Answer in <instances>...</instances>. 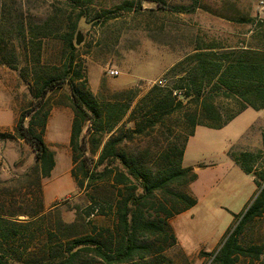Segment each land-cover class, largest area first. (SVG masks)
I'll use <instances>...</instances> for the list:
<instances>
[{
	"label": "rangeland",
	"instance_id": "374dc122",
	"mask_svg": "<svg viewBox=\"0 0 264 264\" xmlns=\"http://www.w3.org/2000/svg\"><path fill=\"white\" fill-rule=\"evenodd\" d=\"M49 23L53 27L43 31ZM74 26L76 63L82 67L92 93L103 102L114 94L133 90L137 95L134 108L154 86L175 87L185 69L174 72V67L198 47L264 50V0H0L1 133L14 134L21 113L30 108L34 72L49 73L55 66L62 67L67 56L63 38ZM23 30L28 32L25 37ZM32 30L35 34L31 35ZM43 32L53 33L44 38ZM79 34L83 43L78 46ZM108 69L118 71L119 75L109 76ZM174 92L182 99V91ZM48 100L50 117L44 137L55 153L56 167L41 182L43 202L50 214L49 221L53 223L59 218L70 224L80 211L85 215L84 208L89 204L88 193L78 189L71 175L74 110L70 86H62ZM183 116L184 110L178 111L147 129L143 136L127 137L125 148L141 158H149L168 139L183 133ZM128 119L129 115L121 134L131 136L129 129L135 125ZM263 132L264 111L248 109L224 128L201 127L190 138L184 166L193 167L198 175V180L188 188L198 204L179 216L174 228L175 218L171 222L175 234L190 251L183 249L177 237L178 245L165 254L173 264L212 263V257L200 253L218 251L223 239L214 250L202 249L197 254L192 251L200 244L211 248L232 225L233 214L246 210L257 194L254 177L236 166L229 153L259 154L257 167L261 169ZM86 134L87 131L83 134L87 163L98 167L103 143L95 147ZM35 167V153L25 141L16 138L0 142V212L36 209L39 185ZM96 192L91 194L99 198L107 193L102 194V186ZM92 220L100 226L105 223L102 217ZM242 242L260 246L263 254L259 260L242 259L239 264H264V217L246 228Z\"/></svg>",
	"mask_w": 264,
	"mask_h": 264
},
{
	"label": "trees",
	"instance_id": "16d2710c",
	"mask_svg": "<svg viewBox=\"0 0 264 264\" xmlns=\"http://www.w3.org/2000/svg\"><path fill=\"white\" fill-rule=\"evenodd\" d=\"M48 27L53 24L43 31L51 29ZM75 30L76 26L64 35L67 56L62 67L55 66L49 73L34 72L33 100L21 113L14 134L0 132V142L19 138L32 148L39 185L35 210L0 212V264H173L165 255L178 245L171 222L198 204L188 189L198 175L193 167L184 166L188 142L197 127L219 130L248 109L264 111V50L198 47L174 67V72L185 69L175 87L154 86L133 108L137 97L133 90L103 102L92 93L76 63ZM26 33L23 30V37ZM49 33L41 35L45 38L53 32ZM66 84L74 110L71 175L89 198L85 215L76 211V221L70 224L59 218L49 221L41 188L42 180L56 167L55 153L44 137L50 117L48 99ZM174 90L183 92L182 99L179 94L174 96ZM183 110V133L168 139L149 158L125 148L127 137L143 136L147 129ZM128 115L135 125L129 129L131 136L121 134ZM85 131L95 147L103 143L98 161L101 171L87 163ZM262 138L264 144V132ZM229 156L246 175L254 177L257 194L246 210L233 214L234 224L219 250L200 253L212 257L211 264H239L242 259L259 260L263 254L260 246L247 245L242 239L246 228L264 217V167H257L259 154L231 151ZM101 186L102 194L107 192L102 198L91 194ZM23 216L27 219H20ZM95 217H102L105 223L100 226L92 220Z\"/></svg>",
	"mask_w": 264,
	"mask_h": 264
},
{
	"label": "crops",
	"instance_id": "0c3cea01",
	"mask_svg": "<svg viewBox=\"0 0 264 264\" xmlns=\"http://www.w3.org/2000/svg\"><path fill=\"white\" fill-rule=\"evenodd\" d=\"M201 127H197V129H196V132H195V134L197 133V131L200 129ZM195 136V135H194ZM193 138V137H192ZM188 147V146H187ZM186 152H187V149H186ZM185 157V156H184ZM234 163V162H233ZM185 165V164H184ZM237 166V165H236ZM190 211V210H189ZM183 215V214H182ZM179 216H181V215H179ZM178 216V217H179ZM178 217H176L175 219H174V221L172 222V224H173V228H174V225H176L175 224V220L178 218ZM234 221V220H233ZM175 230V229H174ZM225 233L226 232H224L223 233V235L220 237V238H218V240L214 243V245L211 247V248H208V247H206V245H203V244H200L199 245V247L195 250V251H192L194 254H197V253H199L202 249H206V250H214L219 244H220V242L222 241V239H223V237H224V235H225ZM177 234V233H176ZM177 237H178V240H179V243H180V245L183 247V249L186 251V252H190L186 247H184V244L182 243V241L180 240V238H179V236H178V234H177ZM191 252V253H192Z\"/></svg>",
	"mask_w": 264,
	"mask_h": 264
},
{
	"label": "built area",
	"instance_id": "2783aa9c",
	"mask_svg": "<svg viewBox=\"0 0 264 264\" xmlns=\"http://www.w3.org/2000/svg\"><path fill=\"white\" fill-rule=\"evenodd\" d=\"M107 73L111 77H115V76H118L119 75V72L118 71H115L113 69H108ZM177 94H178V92H174V95H177Z\"/></svg>",
	"mask_w": 264,
	"mask_h": 264
},
{
	"label": "water",
	"instance_id": "95a60500",
	"mask_svg": "<svg viewBox=\"0 0 264 264\" xmlns=\"http://www.w3.org/2000/svg\"><path fill=\"white\" fill-rule=\"evenodd\" d=\"M83 43V39L81 37V35L79 34L78 38H77V41H76V44L79 46Z\"/></svg>",
	"mask_w": 264,
	"mask_h": 264
}]
</instances>
